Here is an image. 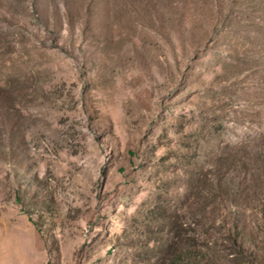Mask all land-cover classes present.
Instances as JSON below:
<instances>
[{"label":"rangeland","instance_id":"374dc122","mask_svg":"<svg viewBox=\"0 0 264 264\" xmlns=\"http://www.w3.org/2000/svg\"><path fill=\"white\" fill-rule=\"evenodd\" d=\"M0 264H264V0H0Z\"/></svg>","mask_w":264,"mask_h":264},{"label":"trees","instance_id":"16d2710c","mask_svg":"<svg viewBox=\"0 0 264 264\" xmlns=\"http://www.w3.org/2000/svg\"><path fill=\"white\" fill-rule=\"evenodd\" d=\"M180 252L184 256V258H185V260L187 262H192L193 261L194 254H193V249L191 248L190 244L186 243V249H184V251H183V249L181 248ZM187 255L189 256L190 259L187 258Z\"/></svg>","mask_w":264,"mask_h":264}]
</instances>
